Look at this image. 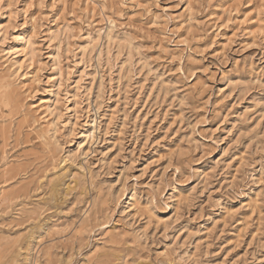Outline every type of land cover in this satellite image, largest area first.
<instances>
[{
    "label": "rangeland",
    "instance_id": "obj_1",
    "mask_svg": "<svg viewBox=\"0 0 264 264\" xmlns=\"http://www.w3.org/2000/svg\"><path fill=\"white\" fill-rule=\"evenodd\" d=\"M0 264H264V0H0Z\"/></svg>",
    "mask_w": 264,
    "mask_h": 264
},
{
    "label": "bare ground",
    "instance_id": "obj_2",
    "mask_svg": "<svg viewBox=\"0 0 264 264\" xmlns=\"http://www.w3.org/2000/svg\"><path fill=\"white\" fill-rule=\"evenodd\" d=\"M52 38H55V35H54V34L52 35ZM107 38H108V36H107ZM108 39H109V38H108ZM47 104H48V103H47ZM48 109H49V108H48ZM48 112H49V111H48ZM51 113H52V112H51ZM49 114H50V113H49Z\"/></svg>",
    "mask_w": 264,
    "mask_h": 264
}]
</instances>
